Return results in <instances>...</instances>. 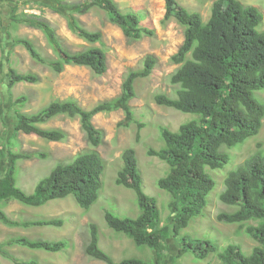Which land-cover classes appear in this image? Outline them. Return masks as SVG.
I'll list each match as a JSON object with an SVG mask.
<instances>
[{
  "label": "trees",
  "instance_id": "obj_1",
  "mask_svg": "<svg viewBox=\"0 0 264 264\" xmlns=\"http://www.w3.org/2000/svg\"><path fill=\"white\" fill-rule=\"evenodd\" d=\"M58 2L61 7L74 9L82 15L95 7L103 9L109 21L118 26L129 40L139 41L154 36L153 30L141 25L140 15L123 13L113 0H86L74 5H67L60 0ZM165 10L164 22L176 19L185 28V39L172 57V61L180 65L171 77V83L179 87L176 97L158 94L155 101L160 106L198 116L182 124L177 132L163 128L161 135L165 146L160 150L150 148L147 151L148 156L156 157L170 167L166 176L158 180V187L170 196L167 204L169 222L162 224L158 200L143 190L142 175L133 148L124 150L123 168L115 183L134 191L140 215L130 218L120 217L110 211L105 213V221L110 229L126 235L138 247H147L157 253L154 264H166L168 242L172 238L179 241L178 258L190 253L199 260H205L211 254L218 253V246L211 240L182 237L181 234L193 218L202 215L208 205V197L217 185L210 171L222 170L230 163L231 156L225 149L236 148L258 135L264 119V104L256 98V93L264 89V31L258 30L264 16L260 10L254 6H244L238 0H216L207 22L203 21L199 13L182 7L177 0H165ZM10 19V25L15 28L27 25L43 32L56 59L44 58L30 39L15 38L12 44L14 47L25 48L33 60L49 67L56 74L64 72L67 66L86 67L97 76L107 72V55L102 48L91 47L80 52H70L47 21L26 13L18 14L17 7L11 8ZM68 26L89 44L102 42L103 34L100 31L86 30L72 15L68 17ZM6 55L8 65L10 52L2 49L0 70L3 72ZM156 65V57L147 56L142 70L127 75L119 97L104 101L91 110H84L75 101L56 100L33 115L17 112L12 128L14 136L35 135L48 142H65L67 134L63 130L41 127L63 115L79 118L89 144L98 148L103 144L105 136L93 124L94 117L122 111L124 120L118 126L130 127L134 123L130 103L136 97L135 82L150 77ZM38 82L39 77L35 74H22L7 68L6 77L0 81L2 102L9 106L25 104L27 99L24 97L12 102L11 90L21 83ZM10 146L0 144V162L4 158L7 160L5 173L0 177V205L14 201L39 208L50 201L73 196L82 209L89 210L98 201L106 166L96 150L80 154L70 163L56 165L47 177L40 180L34 192L27 194L18 187V164L23 160L45 158L46 155L20 153ZM224 184L220 201L235 210L220 213L217 220L245 228V233L257 246L251 254L246 255L239 245L229 244L218 253L219 264H264V152H256L243 164L228 171ZM0 222L11 228L64 225L59 218L16 221L9 218L1 206ZM250 222L254 224L244 227ZM5 245L57 253L65 250L69 244L67 241L49 242L19 237L7 241ZM85 253L106 264H116L101 249L96 224L90 225V240ZM0 254L14 264H38L16 259L3 249V244L0 245ZM118 264L151 263L140 258H126Z\"/></svg>",
  "mask_w": 264,
  "mask_h": 264
},
{
  "label": "rangeland",
  "instance_id": "obj_2",
  "mask_svg": "<svg viewBox=\"0 0 264 264\" xmlns=\"http://www.w3.org/2000/svg\"><path fill=\"white\" fill-rule=\"evenodd\" d=\"M65 4H82L86 0H60ZM123 13H136L141 16V25L154 31V36L144 37L139 41L129 40L122 30L109 21L106 11L95 7L82 15L74 9L61 7L58 0H0V62L3 59L2 49L10 52L5 71L0 70V81L6 77L7 68L18 73H31L39 77L36 84L21 83L10 92L12 102L26 98L25 104L7 105L0 96V144L20 153H44L45 158L23 160L18 164V187L27 194H32L37 184L47 177L58 164L72 162L78 155L96 150L105 161L102 176L103 187L98 201L89 209H82L73 196L53 200L45 206L29 207L18 202L1 203V208L9 218L16 221H33L59 218L62 227L44 226L30 228H11L0 222V245L16 259L24 262L34 261L38 264H106L95 260L85 253L90 240V225L96 224L99 229L100 247L118 264L126 258H140L156 263L157 253L147 247H138L132 239L117 233L107 226L106 211L120 217L136 218L140 215L137 197L134 191L116 185L115 180L123 168L122 154L125 149L133 148L138 159L142 175L143 190L158 200L162 211V224L169 222L167 204L170 196L158 187V180L169 172V165L156 157L147 155L152 148L162 149V129L177 132L182 124L198 118L194 114H185L177 110L160 106L155 97L165 94L176 97L179 88L171 83V77L180 68L172 61L185 39V28L176 19L164 22L165 0H113ZM190 12L199 13L204 22L211 16L213 3L216 0H177ZM244 6H254L264 16V0H238ZM17 7V13H26L47 21L55 30L63 46L70 52H80L91 47L102 48L107 55V72L103 76L95 75L89 68L67 66L61 74H56L49 67L33 60L22 46L14 47L12 40L27 38L33 41L41 55L46 59H56L42 31L19 25L11 26V8ZM56 8V9H55ZM75 19L88 31H100L103 34L101 43L89 44L74 34L68 26V17ZM264 31V20L258 28ZM9 39V42L8 40ZM3 45V46H2ZM13 47H12V46ZM3 48H2V47ZM147 56H154L157 65L152 75L139 79L135 83L136 97L130 103L134 113V123L130 127H120L124 120L122 111L99 114L93 124L104 132V142L93 148L81 129L79 118L58 116L42 125L44 129H59L67 134L62 143L48 142L35 135L19 134L14 136L13 125L17 112L33 115L54 101H75L84 110H91L96 105L115 99L121 95L122 85L132 71L143 69ZM256 98L264 104V89L256 93ZM139 137V138H138ZM231 161L222 170L210 171L216 180V187L208 197V205L202 215L193 218L189 227L181 236L194 239H209L218 246V253L229 244L239 245L246 255L252 253L257 243L246 233L245 228L237 224H224L217 220L222 212H233L235 208L220 201V194L225 189L227 172L243 164L258 151L264 152V119L258 135L249 138L243 145L225 149ZM6 158L0 162V177L6 169ZM254 224L252 222L244 225ZM26 237L31 240L49 242L67 241L68 247L61 252L31 250L18 246H6L14 238ZM179 241L169 240L166 251V264H219L218 253L211 254L205 260L197 259L193 254L178 258ZM0 264H14L0 254Z\"/></svg>",
  "mask_w": 264,
  "mask_h": 264
},
{
  "label": "clouds",
  "instance_id": "obj_3",
  "mask_svg": "<svg viewBox=\"0 0 264 264\" xmlns=\"http://www.w3.org/2000/svg\"><path fill=\"white\" fill-rule=\"evenodd\" d=\"M139 80V79H138ZM136 83V82H135ZM104 114V113H103ZM26 193V192H25ZM45 206V205H44ZM54 219V218H53ZM45 220H47V219H45Z\"/></svg>",
  "mask_w": 264,
  "mask_h": 264
}]
</instances>
